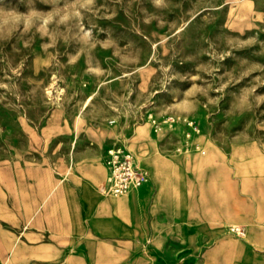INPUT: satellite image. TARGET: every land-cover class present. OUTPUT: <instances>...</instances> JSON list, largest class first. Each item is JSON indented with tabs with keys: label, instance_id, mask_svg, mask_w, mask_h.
<instances>
[{
	"label": "rangeland",
	"instance_id": "rangeland-1",
	"mask_svg": "<svg viewBox=\"0 0 264 264\" xmlns=\"http://www.w3.org/2000/svg\"><path fill=\"white\" fill-rule=\"evenodd\" d=\"M106 126L126 144L151 127L166 157L213 144L234 193L264 200V0H0V184L12 160L57 175L72 157L108 162L90 136ZM171 195L178 201L177 181ZM243 226L246 235L224 228L192 248L164 242L159 219L124 264H151L154 250L199 256L220 238L237 256L253 248ZM31 228L20 232L25 264H65L67 242L38 245Z\"/></svg>",
	"mask_w": 264,
	"mask_h": 264
},
{
	"label": "crops",
	"instance_id": "crops-1",
	"mask_svg": "<svg viewBox=\"0 0 264 264\" xmlns=\"http://www.w3.org/2000/svg\"><path fill=\"white\" fill-rule=\"evenodd\" d=\"M140 134L130 144L111 141L117 136L113 126L90 134L107 151L115 146L130 149L150 172L146 184L119 196L100 190L111 174L103 155L90 160L72 157L61 175L54 166L42 168L20 160L2 164L0 264H25V240L20 232L30 227L43 241L38 245L62 250L67 242L71 251L65 264H124L130 249L136 253L147 246L159 219L164 221V242L176 240L192 248L213 241L224 228L228 232L230 222H239L247 226V242L253 248L247 245L234 256L232 247L220 238L199 256L184 254L174 260L151 251V264H264V200L234 193L227 156L213 144H205L198 146L197 157L185 153L166 157L156 150L151 127ZM174 181L178 184L176 202L171 195ZM143 263L141 255L133 258L132 264Z\"/></svg>",
	"mask_w": 264,
	"mask_h": 264
},
{
	"label": "built area",
	"instance_id": "built-area-1",
	"mask_svg": "<svg viewBox=\"0 0 264 264\" xmlns=\"http://www.w3.org/2000/svg\"><path fill=\"white\" fill-rule=\"evenodd\" d=\"M108 163L111 169L110 177L100 186L104 193L122 195L143 186L150 178L148 169L139 164L134 153L126 147L115 146L108 149ZM228 231L238 236L244 235L245 232L240 225H230Z\"/></svg>",
	"mask_w": 264,
	"mask_h": 264
},
{
	"label": "bare ground",
	"instance_id": "bare-ground-1",
	"mask_svg": "<svg viewBox=\"0 0 264 264\" xmlns=\"http://www.w3.org/2000/svg\"><path fill=\"white\" fill-rule=\"evenodd\" d=\"M109 164V163H108ZM149 171V170H148ZM113 196H119V195H113Z\"/></svg>",
	"mask_w": 264,
	"mask_h": 264
}]
</instances>
